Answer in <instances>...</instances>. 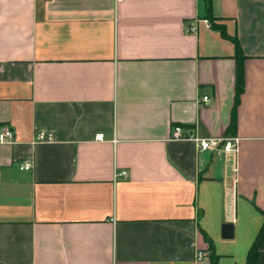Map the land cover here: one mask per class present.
<instances>
[{
  "label": "crops",
  "instance_id": "1",
  "mask_svg": "<svg viewBox=\"0 0 264 264\" xmlns=\"http://www.w3.org/2000/svg\"><path fill=\"white\" fill-rule=\"evenodd\" d=\"M2 125L0 264H245L264 212V0H0Z\"/></svg>",
  "mask_w": 264,
  "mask_h": 264
},
{
  "label": "built area",
  "instance_id": "2",
  "mask_svg": "<svg viewBox=\"0 0 264 264\" xmlns=\"http://www.w3.org/2000/svg\"><path fill=\"white\" fill-rule=\"evenodd\" d=\"M203 102L209 101L208 96H202ZM97 139H102V133H97ZM171 139L173 140H192L195 142L197 149L199 150H216L222 148L223 151L237 152L238 150V138L231 137H214V138H199L192 133H183V129L176 125L171 130ZM53 139V135L50 132L39 130L35 133V140L48 142ZM13 140V131L8 125H2L0 127V143H9ZM20 169L30 170L32 167L31 162L25 161L20 164ZM127 175L126 170L115 171V178L125 177ZM204 256L202 250H197L195 254L196 260H200Z\"/></svg>",
  "mask_w": 264,
  "mask_h": 264
},
{
  "label": "trees",
  "instance_id": "3",
  "mask_svg": "<svg viewBox=\"0 0 264 264\" xmlns=\"http://www.w3.org/2000/svg\"><path fill=\"white\" fill-rule=\"evenodd\" d=\"M208 6V5H207ZM207 10L209 11V7H207ZM209 22H210V25L211 26H215L213 25L212 23V20H213V17L210 16V14H207L206 15ZM215 27H218L221 32H223L222 28L220 26H215ZM224 34V32H223ZM233 42L235 44V58L237 60V66H238V70H237V96H236V100L237 101V97H238V94L241 90V65H240V58L243 56L242 55V51H241V48L239 46V43H238V40L236 38H233ZM263 215V221H262V224H261V227L252 243V245L250 246L249 250H248V253H247V258H246V263L245 264H255L257 258H258V254H259V247L261 245V242L264 238V212L262 213ZM209 242V247H212V244H211V241H208ZM210 257L212 259V262L211 264H215V261H216V256L213 254V252H211L210 254Z\"/></svg>",
  "mask_w": 264,
  "mask_h": 264
},
{
  "label": "water",
  "instance_id": "4",
  "mask_svg": "<svg viewBox=\"0 0 264 264\" xmlns=\"http://www.w3.org/2000/svg\"><path fill=\"white\" fill-rule=\"evenodd\" d=\"M227 227H229V225L227 226ZM224 237H231V233H228V235L226 234V233H224V235H223Z\"/></svg>",
  "mask_w": 264,
  "mask_h": 264
}]
</instances>
